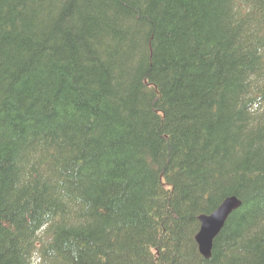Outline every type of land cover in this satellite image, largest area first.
I'll return each instance as SVG.
<instances>
[{"label":"trees","instance_id":"16d2710c","mask_svg":"<svg viewBox=\"0 0 264 264\" xmlns=\"http://www.w3.org/2000/svg\"><path fill=\"white\" fill-rule=\"evenodd\" d=\"M35 253L264 264V0H0V264Z\"/></svg>","mask_w":264,"mask_h":264},{"label":"water","instance_id":"95a60500","mask_svg":"<svg viewBox=\"0 0 264 264\" xmlns=\"http://www.w3.org/2000/svg\"><path fill=\"white\" fill-rule=\"evenodd\" d=\"M241 206V201L236 197L226 198L221 205L210 215L200 217L201 229L196 236L200 253L205 257L211 256L215 238L224 228L230 214Z\"/></svg>","mask_w":264,"mask_h":264},{"label":"bare ground","instance_id":"6f19581e","mask_svg":"<svg viewBox=\"0 0 264 264\" xmlns=\"http://www.w3.org/2000/svg\"><path fill=\"white\" fill-rule=\"evenodd\" d=\"M146 77V76H145Z\"/></svg>","mask_w":264,"mask_h":264}]
</instances>
